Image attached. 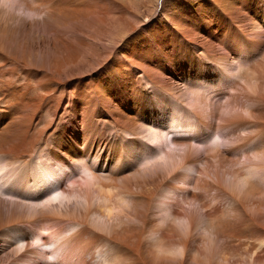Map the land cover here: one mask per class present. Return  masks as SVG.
I'll use <instances>...</instances> for the list:
<instances>
[{
	"label": "bare ground",
	"instance_id": "6f19581e",
	"mask_svg": "<svg viewBox=\"0 0 264 264\" xmlns=\"http://www.w3.org/2000/svg\"><path fill=\"white\" fill-rule=\"evenodd\" d=\"M157 1L142 24L147 0H0V264H228L216 240L264 239V0ZM172 114L210 139L164 150Z\"/></svg>",
	"mask_w": 264,
	"mask_h": 264
},
{
	"label": "rangeland",
	"instance_id": "374dc122",
	"mask_svg": "<svg viewBox=\"0 0 264 264\" xmlns=\"http://www.w3.org/2000/svg\"><path fill=\"white\" fill-rule=\"evenodd\" d=\"M148 1H149V3H148ZM151 1V2H150ZM153 1L154 0H147V3L149 4L148 5V7H145L146 9H143V11H142V14H141V18H140V22H142V24L143 23H145L146 22V20H147V16L149 15V13H148V8H150L149 6L151 5V3H153ZM160 2V3H159ZM161 3L163 4V0H158L157 1V4H156V6L157 7H155V8H153V11H155V9L157 8H160L161 7ZM160 4V5H159ZM159 6V7H158ZM146 10V11H145ZM48 38V37H47ZM124 42H122V44H123ZM121 44V43H120ZM122 44H121V46H122ZM108 46H110V45H108ZM119 47V53L121 52V51H124V50H126V48H125V46H123V47ZM128 46V45H127ZM0 65H1V63H0ZM6 68H9V67H6ZM18 72V76H19V79H20V81L19 82H23V78H22V75H21V72L18 70L17 71ZM21 75V76H20ZM22 78V79H21ZM16 79H18V78H16ZM24 83V82H23ZM31 84L34 86V87H36V84H37V80H32L31 81ZM238 88L240 89L241 88V86H238ZM237 90H234V91H230V93H234V92H236ZM219 94V92H215V93H212L210 96L212 97L213 96V99H214V101H219V99H221L222 100V96H219L218 95ZM226 103V101H225V99H223L222 100V104H225ZM41 121L43 122H41L40 124H41V126H40V124H39V131H42L43 130V132H44V129H42V128H44L45 126H47V127H45V129H46V133L44 132V138L46 139H44L43 138V144H42V147L44 146L45 147V145L48 143V141H49V139H50V136H51V134H52V132H53V125L51 126V124H50V120H49V118L47 117V115L44 113L43 115H41ZM174 116H173V114H172V116L170 117V119H169V122L168 123H170V120H174ZM48 119V120H47ZM49 123V124H47V123ZM49 125V126H48ZM150 125V124H149ZM49 127V128H48ZM176 127V128H175ZM42 129V130H41ZM168 130V131H167ZM177 131H179L180 133H177ZM167 132V133H166ZM163 133L166 135V140H168V138H173L174 139V135L175 136H178V135H181V134H185L184 135V137L186 138V139H190V143L193 145V146H195L197 149H199L198 147H200V146H202L204 143H205V141H203V143L201 142V140H200V136L202 137V140L203 139H210V138H208L207 137V135H206V132H201L200 134H198V133H195V132H190V128H184V127H182V126H180V125H177V126H173V125H171V123L170 124H168V126H167V129H166V131H163ZM48 135H50L49 136V138L47 137ZM144 135V139H143V141H151V139H150V135L149 134H147V133H144L143 134ZM170 136V137H169ZM48 139V140H47ZM193 140V141H192ZM47 141V142H46ZM171 141H172V139H171ZM44 143H45V145H44ZM156 143V142H155ZM164 143V150H166V151H169V152H171V151H174V150H176V147L171 143L170 145H168L167 144V141L165 142H163ZM194 143V144H193ZM156 144H160L159 142L158 143H156ZM210 146H212V144H210ZM203 147V146H202ZM203 149V148H202ZM178 151V150H177ZM96 154H94V153H89L88 155H86L87 157H84L85 158V160H86V162H87V164H92V161H91V159H95V160H99V166L102 168V169H104V170H102V171H104L103 172V174H105V175H108L109 174V168H108V166L106 167V168H104L103 167V165L104 166H106L107 165V163L109 162V160L107 159H105V158H103L102 157V155L101 154H99L98 152H96V151H94ZM93 156H94V158H93ZM101 157V158H99V157ZM83 159V158H82ZM244 159L243 158H241V160H240V162H242ZM73 163V161H69L68 162V164H65V165H61V168H59L58 170H59V177L60 178H67L66 179V184H68V185H66V187H68V186H73V185H71L70 184V182L69 183H67L68 182V179H70L71 177L72 178H78L77 180H81L82 178H80V174H83V172H78V169L77 168H74V165L72 164ZM102 163V164H101ZM94 166V165H93ZM97 166V165H96ZM201 166V165H200ZM81 169V168H80ZM82 176V175H81ZM194 176H198V174H194ZM69 177V178H68ZM72 180V179H71ZM212 193L211 194H215L214 192L215 191H211ZM58 202H60V204H64V206H66L67 204H68V202L66 203V202H64V201H62V200H58ZM58 202H56L57 204H58ZM69 205V204H68ZM186 208H190L191 206L190 205H188V204H185L184 205ZM64 225H66L65 223H64ZM240 233H242V235L240 234ZM247 233V234H246ZM251 234L250 236H249V234ZM239 235L237 236V234H235V236L234 237H221V238H219L218 240H216L213 244H212V247L215 249V250H217V252L219 253L220 252V256L222 257V258H224L225 260H228V264H239V262H240V260H242V259H247L248 257L249 258H251V257H254L255 256V254H256V251L257 250H259L260 249V244L261 243H264V239H263V237H259V239H258V236L260 235V234H258L257 236L256 235H254V234H256V233H254L253 235L255 236L254 238L252 237L253 235H252V233L251 232H249L248 230L245 232L244 231V233L243 232H239L238 233ZM201 235H202V233H201ZM261 236V235H260ZM256 238V239H255ZM234 239V240H233ZM262 239V240H261ZM259 240H261V241H259ZM225 241V242H224ZM256 241H259V242H256ZM263 241V242H262ZM259 243V244H258ZM235 246V247H234ZM240 246V247H239ZM233 247V248H232ZM242 247V248H241ZM256 247V248H255ZM48 249H51L52 248V246H50V247H47ZM42 249H45L46 250V247H42ZM243 249H245L244 251H243ZM247 249V250H246ZM237 250V251H236ZM238 250H239V252H238ZM228 252V253H227ZM241 252V253H240ZM248 252H250V253H248ZM252 253V255L250 256V254ZM228 254H229V256H228ZM242 254H244V255H242ZM247 254H248V256H247ZM225 255H227V256H225ZM239 256V257H238ZM247 256V257H246ZM230 259V260H229ZM237 259V260H236ZM233 261V262H232ZM230 262V263H229ZM7 264L9 263V262H6ZM5 263V264H6Z\"/></svg>",
	"mask_w": 264,
	"mask_h": 264
}]
</instances>
